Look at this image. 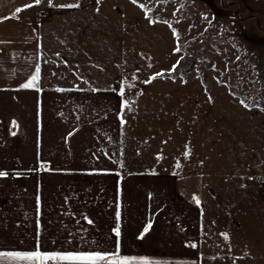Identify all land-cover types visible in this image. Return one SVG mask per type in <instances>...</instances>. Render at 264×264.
<instances>
[{
	"label": "crops",
	"instance_id": "obj_1",
	"mask_svg": "<svg viewBox=\"0 0 264 264\" xmlns=\"http://www.w3.org/2000/svg\"><path fill=\"white\" fill-rule=\"evenodd\" d=\"M43 1L0 0V251L112 254L119 241L133 264H236L235 226L225 240L206 225L181 170L149 148L115 49L108 58L105 40L44 22Z\"/></svg>",
	"mask_w": 264,
	"mask_h": 264
},
{
	"label": "rangeland",
	"instance_id": "obj_2",
	"mask_svg": "<svg viewBox=\"0 0 264 264\" xmlns=\"http://www.w3.org/2000/svg\"><path fill=\"white\" fill-rule=\"evenodd\" d=\"M41 6L50 16L44 22L89 31L105 40L108 58L115 49L117 82L130 90L125 103L137 107L149 148L165 156V168L181 170L206 225L220 223L224 236L228 222L235 226L229 257L264 264V0Z\"/></svg>",
	"mask_w": 264,
	"mask_h": 264
},
{
	"label": "snow or ice",
	"instance_id": "obj_3",
	"mask_svg": "<svg viewBox=\"0 0 264 264\" xmlns=\"http://www.w3.org/2000/svg\"><path fill=\"white\" fill-rule=\"evenodd\" d=\"M41 0H34V4L38 5L40 4ZM100 0H97V3H99ZM133 4L137 3V0H131ZM50 5H51V0H50ZM33 4H28L25 6V8H30L33 7ZM79 5H64L63 7H78ZM140 7L143 9L145 6L143 4L140 5ZM22 11V9L17 8L16 13H19ZM176 52L180 51V48L177 47L175 49ZM175 69V66H174ZM39 78V68L36 70V75L32 76L31 80H29L27 83L23 84L22 87L25 89H32L36 87V82ZM155 77H153L154 79ZM39 91V89H36ZM121 95L123 93L121 92ZM243 104L244 102L241 101ZM245 107H248V105H244ZM264 110V109H262ZM13 126L16 127L15 122H13ZM15 134V133H13ZM7 176L6 172H0V177ZM194 199H196L194 197ZM197 204H199V200L196 199ZM39 206V204H38ZM85 219H87L85 217ZM116 220H120V213H116ZM89 224L92 223L91 220L87 221ZM151 225H148L145 227L143 230L144 233H146ZM120 228L119 224H117L115 228V235L116 237L120 236ZM139 238H143V233ZM228 237L225 235V239ZM118 246H119V241H117V252L112 253V254H101V253H46L40 251L39 244H37V247L35 250L31 252H3L0 251V264H133V261L129 260L128 258L120 259L118 255ZM195 247V245H193ZM115 257V258H113ZM140 264H149V261L145 260L140 262Z\"/></svg>",
	"mask_w": 264,
	"mask_h": 264
}]
</instances>
